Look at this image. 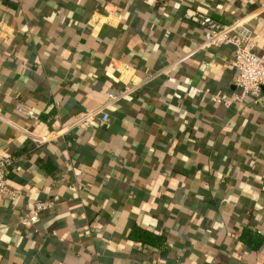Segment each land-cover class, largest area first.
Wrapping results in <instances>:
<instances>
[{"label": "crops", "instance_id": "1", "mask_svg": "<svg viewBox=\"0 0 264 264\" xmlns=\"http://www.w3.org/2000/svg\"><path fill=\"white\" fill-rule=\"evenodd\" d=\"M194 11L264 53V0H0V264H264V111Z\"/></svg>", "mask_w": 264, "mask_h": 264}, {"label": "built area", "instance_id": "2", "mask_svg": "<svg viewBox=\"0 0 264 264\" xmlns=\"http://www.w3.org/2000/svg\"><path fill=\"white\" fill-rule=\"evenodd\" d=\"M184 18L193 21L205 32L204 40L198 49L225 45H232L234 47V57L231 61V66L235 71L233 86L237 91L232 92L228 97L209 94L210 100L224 108L237 104L242 109H246L248 104H253L259 106L264 111V53L258 55L254 51L255 44L250 30L239 24L223 25L207 14L198 11H194L191 14L187 13L184 15ZM189 55L181 57L180 61L188 58ZM123 69L127 70L128 66H124ZM135 88V86L126 87L118 95L107 94L109 102L126 96L131 91H134ZM205 92L209 93L208 90ZM107 120L108 115L103 113L101 124L105 125ZM44 140L45 138H42L40 141ZM12 161L11 158L0 155V198L7 197L11 201L19 196V191L10 188L7 184V176L12 167ZM51 207V202L35 203L22 223H35L39 218V214Z\"/></svg>", "mask_w": 264, "mask_h": 264}, {"label": "trees", "instance_id": "3", "mask_svg": "<svg viewBox=\"0 0 264 264\" xmlns=\"http://www.w3.org/2000/svg\"><path fill=\"white\" fill-rule=\"evenodd\" d=\"M139 238H140V237H139ZM139 238H138V239H139ZM144 240H146V239H144Z\"/></svg>", "mask_w": 264, "mask_h": 264}]
</instances>
